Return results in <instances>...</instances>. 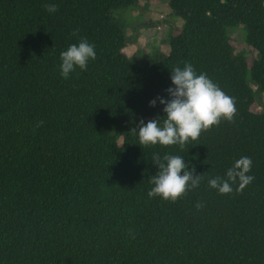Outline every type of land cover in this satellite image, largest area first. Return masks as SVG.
Masks as SVG:
<instances>
[{
  "label": "trees",
  "instance_id": "trees-1",
  "mask_svg": "<svg viewBox=\"0 0 264 264\" xmlns=\"http://www.w3.org/2000/svg\"><path fill=\"white\" fill-rule=\"evenodd\" d=\"M137 1L0 0V264H264V109H251L264 93V0H167L181 29L144 65L125 53L116 18ZM238 25L251 61L227 32ZM80 37L96 59L65 80L60 53ZM186 62L235 98L233 121L183 148L140 145L131 129L162 125L164 106L149 101L167 98L171 69ZM154 153L182 156L199 187L148 198ZM241 156L251 184L208 187Z\"/></svg>",
  "mask_w": 264,
  "mask_h": 264
},
{
  "label": "clouds",
  "instance_id": "clouds-1",
  "mask_svg": "<svg viewBox=\"0 0 264 264\" xmlns=\"http://www.w3.org/2000/svg\"><path fill=\"white\" fill-rule=\"evenodd\" d=\"M42 7L53 14L58 11V4L44 3ZM47 31V30H46ZM71 35H78L73 31ZM96 46L86 37H80L78 43L71 44L67 50L60 53L59 72L63 79H69L77 67L86 71L88 62L95 60ZM170 79L172 85L165 91L167 98L157 97L149 101L155 107L157 99L162 104L165 117L161 125V118L145 122L139 121L131 131L138 133L139 144L143 146L179 145L183 148L190 140L195 141L202 131L209 130L213 125H219L221 119L232 122L237 112L235 98L227 95L218 84L214 83L206 73L197 74L191 63H185L171 69ZM43 124L38 122L37 127ZM152 162L159 171L151 178L153 185L148 191V198L160 197L175 202L182 198L190 189L198 188L202 177L194 175L195 168H188L184 158L179 155L158 153L152 156ZM253 161L250 156H241L235 160L224 176H215L208 179V187L216 190L220 195H229L233 191L241 192L251 184L255 177L250 174ZM183 170V174H181ZM238 182V184H237ZM233 185H237L235 188ZM197 210L204 207L202 201L194 205Z\"/></svg>",
  "mask_w": 264,
  "mask_h": 264
},
{
  "label": "rangeland",
  "instance_id": "rangeland-1",
  "mask_svg": "<svg viewBox=\"0 0 264 264\" xmlns=\"http://www.w3.org/2000/svg\"><path fill=\"white\" fill-rule=\"evenodd\" d=\"M116 18L124 24L127 38L125 53L139 65L152 59L157 51L167 53L168 38L178 33L182 19L173 15L167 0H139L134 6L117 12ZM235 53L245 55L249 61L256 58L257 52L246 43V31L242 25L228 29ZM251 84V82H249ZM255 88V85H252ZM260 104L251 109H264V93L257 97Z\"/></svg>",
  "mask_w": 264,
  "mask_h": 264
}]
</instances>
